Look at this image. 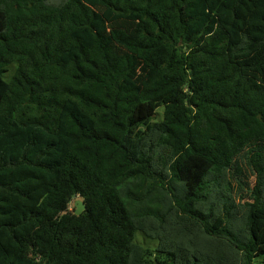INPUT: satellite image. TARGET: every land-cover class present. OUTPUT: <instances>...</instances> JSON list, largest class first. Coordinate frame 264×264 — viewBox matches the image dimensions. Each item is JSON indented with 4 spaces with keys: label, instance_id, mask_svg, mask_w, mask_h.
Returning a JSON list of instances; mask_svg holds the SVG:
<instances>
[{
    "label": "trees",
    "instance_id": "trees-1",
    "mask_svg": "<svg viewBox=\"0 0 264 264\" xmlns=\"http://www.w3.org/2000/svg\"><path fill=\"white\" fill-rule=\"evenodd\" d=\"M0 264H264V0H0Z\"/></svg>",
    "mask_w": 264,
    "mask_h": 264
},
{
    "label": "rangeland",
    "instance_id": "rangeland-1",
    "mask_svg": "<svg viewBox=\"0 0 264 264\" xmlns=\"http://www.w3.org/2000/svg\"><path fill=\"white\" fill-rule=\"evenodd\" d=\"M163 112L164 107L161 106L157 110V114L155 117V120H160L163 118ZM236 159H238V165L237 162L233 164L231 168V176L235 183V196L239 203L248 201L252 199V187L255 184L256 181V174L251 166L249 159L244 158L243 156H239ZM71 207H75V199L73 198V201L71 203ZM165 235V234H164ZM161 237V236H160ZM166 239H170V236H166ZM172 238V237H171ZM173 240V239H172ZM208 241V240H207ZM163 243L162 237L161 239H153V238H147L143 235V233L138 230L135 235V244H140L142 248H156L159 246V244ZM216 248H218V254L220 253V244L218 247L216 244H212L211 242H206L205 240L202 241L201 239L197 238L196 240H192L190 250L192 252L197 253V257L201 258V254H203L205 257H208L211 260H214L216 257Z\"/></svg>",
    "mask_w": 264,
    "mask_h": 264
},
{
    "label": "water",
    "instance_id": "water-1",
    "mask_svg": "<svg viewBox=\"0 0 264 264\" xmlns=\"http://www.w3.org/2000/svg\"><path fill=\"white\" fill-rule=\"evenodd\" d=\"M73 198L75 199V206H76L75 213L81 214L85 209L86 205L83 199L78 198V194H74Z\"/></svg>",
    "mask_w": 264,
    "mask_h": 264
}]
</instances>
